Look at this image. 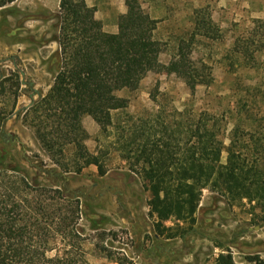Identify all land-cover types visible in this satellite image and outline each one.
Listing matches in <instances>:
<instances>
[{"label": "rangeland", "instance_id": "rangeland-1", "mask_svg": "<svg viewBox=\"0 0 264 264\" xmlns=\"http://www.w3.org/2000/svg\"><path fill=\"white\" fill-rule=\"evenodd\" d=\"M59 1L16 0L0 9V126L19 142L7 152L20 170L28 171L31 182L39 170L57 169L23 117L53 84L59 62L55 42ZM90 1L97 13L95 29L101 30L109 24L111 0ZM138 1L157 22L153 40L160 51L156 58L164 65L177 53L181 40L190 42L196 14L201 19L209 15L219 31L211 32L214 39L196 36L189 49L197 65L211 69L213 82L198 86L191 96L176 75L149 73L136 92L116 93L127 99L128 106L113 112V124L105 132L90 117L83 119L85 145L105 171L100 176L96 167L89 166L80 174H66L67 188L78 196L77 226L86 258L90 264H216L219 254L230 252L235 264H264V210L257 201L203 190L193 219H171L157 228V219L149 213L146 184L131 171L134 159L124 160L137 128L144 134L138 139L139 148L150 136L159 146L165 142L172 146L176 137L183 148L193 115L206 112L219 117L223 147L232 144L246 180L260 178L264 173V50L253 52L249 47L238 53L234 48L250 36L255 20H264V0ZM0 146L4 148L2 142ZM66 150L63 158L56 152L54 156L74 168L72 150ZM23 157L29 158L30 166ZM226 159L223 151L222 165Z\"/></svg>", "mask_w": 264, "mask_h": 264}, {"label": "trees", "instance_id": "trees-1", "mask_svg": "<svg viewBox=\"0 0 264 264\" xmlns=\"http://www.w3.org/2000/svg\"><path fill=\"white\" fill-rule=\"evenodd\" d=\"M15 1L0 0V9ZM125 5L127 12L118 17L117 33L108 34L95 29L96 10L85 0L59 1L55 18L59 23L55 41L59 62L53 84L44 97L24 111L23 117L24 125L32 130L57 169H41L31 182L28 171L20 170L7 152L19 142L0 126V142L4 145L0 146V264H90L77 226L81 213L75 207L78 196L71 195L66 177L71 172L80 174L89 166L96 167L100 176L105 175L98 156L85 145L83 119L90 117L105 132L113 124V112L128 106L127 99L116 93L136 92L149 73L176 75L191 96L198 86L208 87L213 82L211 69L197 65L189 49L198 35L214 39L211 32L216 26L209 15L201 19L196 14L190 42L181 40L177 53L164 65L157 61L160 51L153 40L157 22L138 0H125ZM249 47L253 52L264 50V20H255L250 36L234 49L242 53ZM193 117L183 148L176 137H172V146L168 142L159 146L153 136L139 148L138 139L144 136L140 128L125 148L124 160L134 159L131 171L139 175L150 193L149 213L157 219L156 227L171 219H193L203 190L257 201L264 210V173L258 180H246L232 144L223 147L219 117L206 112ZM66 149L72 150L74 168L54 156L56 152L63 158L69 151ZM223 151L227 154L226 165L221 164ZM22 159L31 165L29 158ZM9 160L15 166L6 165ZM216 264L235 262L227 252L219 254Z\"/></svg>", "mask_w": 264, "mask_h": 264}, {"label": "crops", "instance_id": "crops-1", "mask_svg": "<svg viewBox=\"0 0 264 264\" xmlns=\"http://www.w3.org/2000/svg\"><path fill=\"white\" fill-rule=\"evenodd\" d=\"M85 2L88 6L93 7V5H91L90 0H86ZM110 7H111V12L109 13V24L107 25L106 23H104L102 25L101 31L104 33H108V34H116L118 31V26H117L118 17L126 14L127 7L125 5V0H111L110 1ZM94 19H95V21L97 20V13H95ZM155 30H156V28H155ZM155 30H154V32H155ZM154 32H153V34H154ZM157 61L160 62L158 58H157Z\"/></svg>", "mask_w": 264, "mask_h": 264}]
</instances>
